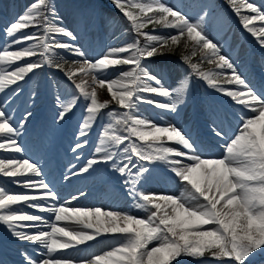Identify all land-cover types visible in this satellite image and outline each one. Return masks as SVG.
<instances>
[{
  "label": "snow or ice",
  "instance_id": "obj_1",
  "mask_svg": "<svg viewBox=\"0 0 264 264\" xmlns=\"http://www.w3.org/2000/svg\"><path fill=\"white\" fill-rule=\"evenodd\" d=\"M113 2L130 22L137 39L126 46L110 48L100 58L91 60L74 43L49 42L55 35H63L71 41H75L76 36L61 26V18L48 0H33L6 28V35L11 39L0 49V93L9 89L18 92L19 82L44 65L63 70V65L55 61V49L81 58L73 60L78 67L65 73L76 91L60 101L58 119L63 120L82 100L85 115L79 125L80 137L85 138L102 115L106 116L107 123L102 126L95 155L79 171L86 173L93 165L111 162L113 169L126 177L128 194L138 201L136 207L146 212V217L99 207L73 208L62 203L45 206V201H58L59 197L43 179L34 181L28 175L40 176L38 165L27 159L0 158V174L14 178L13 182L22 183L26 189L42 190L40 195L12 194L0 187V224L19 241L35 243L45 250L39 259L28 257V264H74L72 258L54 254L91 241L100 234L113 235L117 246L103 255L81 258L79 264H174L182 256L226 258L232 264H248L258 250L264 252V92L253 89L233 60L222 53V45L208 37L203 17L190 20L161 0ZM228 2L243 28L264 48V26L254 24H264V11L249 0ZM244 11L253 15H244ZM149 24L174 29L176 34L160 36L143 31ZM29 27L37 31L17 35ZM139 37L144 38L143 46ZM181 41L186 49L191 45L190 55L182 57L190 69L188 78L199 77L242 107L232 135H228L222 124L214 128L215 136L225 141L219 156L199 154L197 145L180 128L171 124L161 126L138 114L141 103L175 111L178 103L183 102L185 84L178 85L176 90L163 87L161 78L142 66V61L164 55V48L179 46ZM14 45L26 46L10 50ZM125 53L128 55H122ZM197 53L202 61L214 65V69L205 71L200 63H193L191 57ZM32 57L39 59L17 65ZM120 65L132 67L119 78H99L100 73ZM77 75L90 77L91 84L87 79L77 82ZM145 80L156 86L146 84ZM97 87H106L121 111L113 108L104 113L110 101L99 99ZM143 94L166 97L169 102L161 103ZM30 115L27 113L25 120ZM18 135L12 117L0 106V150L22 151L14 138ZM86 144V139L78 142L73 150ZM158 162L166 165L183 185L178 195L145 193L137 189L141 179L151 172L149 166ZM18 177H23V181L15 179ZM20 202L40 212L52 213L54 219L14 207ZM61 222H71L76 227L60 226ZM41 225H46L50 231L41 230ZM153 242L156 245L149 247Z\"/></svg>",
  "mask_w": 264,
  "mask_h": 264
},
{
  "label": "rangeland",
  "instance_id": "obj_2",
  "mask_svg": "<svg viewBox=\"0 0 264 264\" xmlns=\"http://www.w3.org/2000/svg\"><path fill=\"white\" fill-rule=\"evenodd\" d=\"M135 2H148V0H135ZM161 2L170 7H174L177 10H180L182 13L186 14L190 20L196 21L201 17L206 18L207 23L204 24L205 33L214 42L218 44H220L219 40L227 42L230 46L238 48L240 56L242 55L241 53L243 51H247L246 47H243V44L239 42L241 33L236 31L239 30L236 28L237 26L243 27L242 23L240 19H237L238 16L233 11L228 0H225V3H222L218 0H161ZM32 3L33 0H0V49H2L6 43L10 42L11 39L6 35V28L19 15L23 14L25 9ZM48 3L53 5L56 12L59 14V17L61 18V26L71 30L76 36V40L71 41L70 38L63 35H55L50 38L49 42L74 43L77 47L81 48L85 52L88 59H98L107 53L110 48L123 47L133 43L134 40L137 39L136 34L130 27V22L115 6L113 0H48ZM231 26L236 28L233 34L228 33ZM36 31V28L29 27L17 35H25ZM143 31L160 36L176 34V30L174 29L162 28L155 24H149L145 29H143ZM39 34H43L42 30ZM87 35H91L88 43L81 44V41ZM226 38L227 40H225ZM139 40L140 45L143 46L144 38L139 37ZM24 46L26 45H14L10 50H18ZM190 48L191 45H189V48L186 49L184 46V41H181L179 46L164 48V55H156L142 61V66L146 68L148 72L161 78L163 87L176 90L178 85L185 84L187 86V90L185 96L183 97V102L178 103L175 111H168L154 107L151 104L141 103L138 105V114L141 117L151 120L161 126H167L169 124L175 125L193 140V142L197 145L199 154L205 156H215V150L220 149L225 142L224 140H220L215 136L214 128L216 124H222L223 128L230 136L237 128L239 122H235L228 115L224 116L220 114L222 107L220 103L226 102L227 99L231 98L219 93L216 90H213L206 84L205 81L195 75H192L190 78H188L190 69L182 57L185 55H190ZM91 50H94L96 54L98 53V56L93 54V51ZM55 51L57 53L55 61L56 63L63 65V70L44 65L42 68L34 70V72L30 73L24 81H21L18 84L19 91H22L20 95H31L33 90L29 91L28 88L30 86L33 87L38 97H40L39 102L42 109L40 110L39 108L35 110V113L29 117L28 122L25 124H20L21 121H13V126L19 131L18 136L20 137V142L17 143L27 152L26 155H22L20 158L16 159L29 160L27 155H30L31 153L37 157L34 161L35 164H45V162H48L49 158H55L54 154L59 148L58 144L55 142L56 137L51 139V142L48 141L47 144L44 142L43 145L45 147L42 148L43 145L39 144L38 142L42 140L41 138L37 139V134L36 139L33 142L35 135L34 128H36L37 133L39 132L40 128L45 133L49 132V129L50 131L53 130L52 134H57L58 138H60L65 131L64 127H67L65 125L69 124V120H67V118H71L73 113L77 112L76 110L79 106V111L76 114L77 116L73 119L72 123H70L71 128H69V132L72 135V145L70 141L68 142V145L61 148L64 155H70L68 156L69 160L64 161L65 168H70L72 166V162L75 161L76 168L71 173L72 176H78L81 178L87 175H92L97 171L96 175L92 177L90 183H95L99 180H105L103 182L105 184L106 182L112 181L114 177L121 175L119 172L113 169L111 162L93 165L92 168H90L86 173H80L79 170L82 167H85L87 161L93 158L95 155V148L99 143V136L101 134L102 126L107 123V118L105 115H102L100 119L95 122V124L89 130L88 135L83 138V140L79 141V143H82L86 139V146L81 149H77L78 152L74 153L73 147L75 146H73V144L76 145V143H78L77 139L80 138L79 125L82 121V117L85 115V105L81 100V102L77 103L75 108L69 114H67L63 120L58 119V112L61 110L60 101L70 98L76 91L72 81L67 78L65 73L74 69L75 67H78V64H73V60H79L81 58L72 56L63 49H55ZM222 53L229 56L227 53V45L222 47ZM122 55H128V53ZM37 59H39V57L25 58L24 60L17 62V65L22 66L25 63L32 62ZM191 59L193 63H200L201 68L205 71L212 70L215 67L214 65L209 64L206 60L202 61L199 53H197L196 56L191 57ZM17 65H14L13 67ZM131 67L132 66L130 65L117 66L107 72L100 73L99 78L108 80L119 78L122 72L130 70ZM81 79H87L89 84H91L90 77H81L80 75L76 76L77 82H79ZM144 82L146 84H152V86H156L152 81L145 80ZM15 87L16 86H12V88ZM97 89L100 88L97 87ZM101 89L108 92L106 87ZM8 91L10 92V97L16 94L13 93L11 89ZM143 95H146L150 99L157 100L161 103L169 102V98L166 97H159L152 94ZM107 97L108 98L105 100L109 101V97L111 98L109 93ZM173 99H175V97H173ZM1 100L3 101V99ZM105 100L102 98V101ZM231 107L236 109V106ZM113 108H115L117 111H121V109H119V107L115 104L114 106H109L108 109H105L104 113H107ZM199 113L204 115V117L200 116ZM213 114L217 116V119L214 124L211 125L210 120L207 119V116H211ZM197 116H200V118ZM14 117L16 116H13V118ZM224 118L227 121H225ZM193 124L196 125L193 127ZM59 126L62 127L60 128V133L58 131ZM45 136L47 137V134H45ZM225 139H227V137H225ZM91 143H93V146ZM168 146L175 147L173 144H169ZM89 151L91 157L89 156ZM74 156L77 158H74ZM0 158L3 157L0 156ZM187 162L188 161H185V163ZM149 167L151 168V172L143 177L140 183L137 185V189L139 191L149 193L151 188L157 187L155 193L170 195L179 194L183 188V185L178 180V178L174 176V174L168 171V167L166 165L158 162L156 164L150 165ZM51 170L52 166L50 165V168L46 170V173L50 172ZM30 178L34 181H37L33 175L30 176ZM124 178L126 179V177ZM18 179L23 181L24 178L19 177ZM5 180L9 185L8 179ZM159 184L162 185L159 186ZM110 185L115 190L119 186L116 181ZM9 186V192L12 194L40 195L42 192L41 189H26L22 186V183L14 182L10 183ZM124 186V190L126 191L128 198H130L135 204V211L130 212V214L136 215L138 217H146L147 213L136 207L138 201L128 194V190L126 189L128 185L125 184ZM111 187H109V189H111ZM105 192L107 195H111L109 190H105ZM76 199L77 198L74 197L70 203L74 204ZM62 200H65V198ZM64 205L66 207L75 206L69 203H65ZM16 207L22 209L26 213L40 215L39 209L31 208L24 202H20L18 205H16ZM97 207L107 210V207ZM155 245L156 242H153L149 245V247H153ZM115 246H117V243L113 242L112 245L104 248V251L111 250ZM97 253L98 252L94 253L88 257V259L98 255ZM174 264H232V262L226 258L224 260H216L208 256L204 258L182 256L178 258L177 261H174ZM248 264H264V252L258 250L250 257Z\"/></svg>",
  "mask_w": 264,
  "mask_h": 264
},
{
  "label": "bare ground",
  "instance_id": "obj_3",
  "mask_svg": "<svg viewBox=\"0 0 264 264\" xmlns=\"http://www.w3.org/2000/svg\"><path fill=\"white\" fill-rule=\"evenodd\" d=\"M264 0L259 2V5L262 4ZM258 3V2H257ZM238 19H240L238 17ZM202 21H205L204 19ZM256 27H261L264 26L261 22H254ZM235 26V25H234ZM238 28L239 32L241 33V40L243 44L245 45H250L249 47H254L257 46L259 48H262L255 37L251 35L246 29L243 27H236ZM232 27L231 29L234 30L236 29ZM248 34L249 38H246L244 34ZM89 40L88 37L84 38L81 41V44H87V41ZM225 43H222L221 45L224 46ZM264 49V48H262ZM93 53L98 56V53L94 50ZM231 55L230 58L234 57L235 58V52L231 51L229 52ZM255 54V56H254ZM261 52H254L253 57H250L251 63L253 65V69H249L245 64L241 62H237L238 59H234L236 61L237 69L238 71L244 76V78L247 80L248 84L255 89L258 93L264 92V75L259 76L260 73H264V56L261 55ZM28 85V84H27ZM29 91L33 90V93L31 95L22 94V91L16 92L13 96L10 97V92L8 90L0 93V106H3L6 110L9 116L13 117L16 114H21V116L25 115L26 113H31L37 109L40 108L39 106V97L36 94V91H34L33 87L30 86L28 88ZM28 98H31V100ZM3 99V101H1ZM230 102H232V99H229L228 102L224 103L225 105H230ZM237 105V104H235ZM230 110V109H227ZM226 107H223V112H227ZM25 111V112H24ZM242 111V107H239L238 110L235 111L234 114H231V116L239 121L238 117L239 114ZM11 112V113H10ZM230 114V113H229ZM199 115H202L199 113ZM236 115V116H234ZM203 116V115H202ZM25 119V118H24ZM216 116H212L210 122L213 124L216 121ZM52 131L47 132V142L50 140V138L53 137ZM236 131V130H235ZM234 131V132H235ZM68 140L70 139L71 134H68ZM16 138L17 142H20V137H14ZM19 139V140H18ZM22 139V138H21ZM83 140L82 137L79 138V141ZM83 143V142H82ZM24 145V143H23ZM175 147H178L175 145ZM223 149H218L216 156H219L222 153ZM0 156L5 158V159H16L20 158L22 155H26L27 152L22 149L20 152H9V151H4L0 150ZM31 160H34V158H31ZM46 168L43 166L40 171L41 174L40 176H37V179H45L47 182H50L53 180V178L56 177V174H53L52 172H49L48 174H45ZM68 172V173H67ZM67 172H63V174L69 175L71 171L67 170ZM33 175V174H28ZM65 175L63 178H58L54 179L52 181V189L58 194V201H52L48 200L45 201V206L52 204V203H57L58 205L61 203V200L65 198L66 203H69L74 197L77 198L76 206L73 208H92L88 207L89 205L93 204H98V205H105L107 206L108 210L111 211H119V212H132L134 210V204L130 199H126V196L124 193H118L116 194L115 198H107L104 197L101 193L104 187H100L99 189L95 190L96 185H90L89 187L85 188L86 182H87V177L80 179V180H75V176H67ZM19 178V177H18ZM15 178V179H18ZM8 179L9 185L10 183H14L13 179L10 177H4L2 174H0V187H4L6 190L9 191L10 186L8 183H6V180ZM70 179V180H69ZM118 182L121 184L123 183V176H118L115 178ZM94 190V192H93ZM156 187H154L151 191H155ZM80 205L81 207H78ZM16 207V206H14ZM44 217L47 219H54V215L52 213H41ZM27 223V222H25ZM60 226H68L70 228H75L76 226L72 224L71 222H61ZM41 230L44 231H50V228H48L46 225H41ZM113 242H116V238L111 235V234H100L95 237V239L91 241H87L83 244L77 245L75 247L69 248L67 250H61L58 253L54 254L59 257H64V258H72L74 264H79V260L81 258L87 259L89 256H91L93 253L99 252V255H103L107 251H102L104 248L112 244ZM32 247V251H28V248ZM27 248V249H26ZM26 251V254H23V252ZM109 251V250H108ZM45 252L44 249L39 247L37 244L32 243V242H27V241H19L17 238L12 236L10 231L7 229V227L3 224H0V256H14L16 259L14 262L10 260L9 262H3L0 259V264H28V257H31L33 259H39L42 257V254ZM1 258V257H0ZM5 260V259H2Z\"/></svg>",
  "mask_w": 264,
  "mask_h": 264
}]
</instances>
